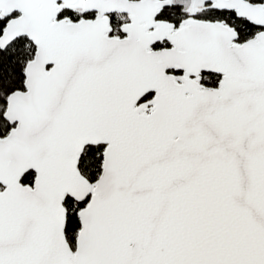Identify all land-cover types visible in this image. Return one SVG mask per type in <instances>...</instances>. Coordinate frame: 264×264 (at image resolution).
<instances>
[{"label": "snow or ice", "instance_id": "6c2138e0", "mask_svg": "<svg viewBox=\"0 0 264 264\" xmlns=\"http://www.w3.org/2000/svg\"><path fill=\"white\" fill-rule=\"evenodd\" d=\"M0 264H264V0H0Z\"/></svg>", "mask_w": 264, "mask_h": 264}]
</instances>
